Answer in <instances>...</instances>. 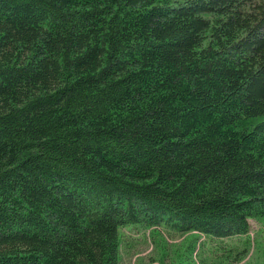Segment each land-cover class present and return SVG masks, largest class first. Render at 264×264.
Wrapping results in <instances>:
<instances>
[{"label":"trees","instance_id":"obj_1","mask_svg":"<svg viewBox=\"0 0 264 264\" xmlns=\"http://www.w3.org/2000/svg\"><path fill=\"white\" fill-rule=\"evenodd\" d=\"M264 220V0H0V264H119L120 228Z\"/></svg>","mask_w":264,"mask_h":264},{"label":"rangeland","instance_id":"obj_2","mask_svg":"<svg viewBox=\"0 0 264 264\" xmlns=\"http://www.w3.org/2000/svg\"><path fill=\"white\" fill-rule=\"evenodd\" d=\"M249 220V232L229 237L181 230L168 219L126 224L119 264H264V220Z\"/></svg>","mask_w":264,"mask_h":264}]
</instances>
